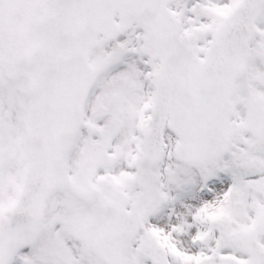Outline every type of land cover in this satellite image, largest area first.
I'll return each mask as SVG.
<instances>
[{"label":"snow or ice","instance_id":"1","mask_svg":"<svg viewBox=\"0 0 264 264\" xmlns=\"http://www.w3.org/2000/svg\"><path fill=\"white\" fill-rule=\"evenodd\" d=\"M0 264H264V0H0Z\"/></svg>","mask_w":264,"mask_h":264}]
</instances>
